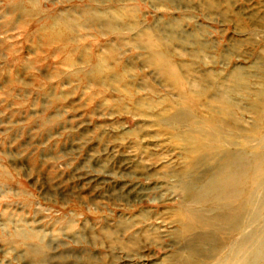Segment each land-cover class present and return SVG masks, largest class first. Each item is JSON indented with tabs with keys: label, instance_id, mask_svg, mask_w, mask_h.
<instances>
[{
	"label": "rangeland",
	"instance_id": "374dc122",
	"mask_svg": "<svg viewBox=\"0 0 264 264\" xmlns=\"http://www.w3.org/2000/svg\"><path fill=\"white\" fill-rule=\"evenodd\" d=\"M226 161L247 173L218 221L201 188ZM252 244L264 0H0V264H222Z\"/></svg>",
	"mask_w": 264,
	"mask_h": 264
},
{
	"label": "bare ground",
	"instance_id": "6f19581e",
	"mask_svg": "<svg viewBox=\"0 0 264 264\" xmlns=\"http://www.w3.org/2000/svg\"><path fill=\"white\" fill-rule=\"evenodd\" d=\"M226 162L224 163V165L222 166L220 165L221 168L219 167L216 175L211 177L209 182L201 188V194L204 195L205 198H207V201H205V198H200L201 199L200 202L201 201L208 202L209 200L214 204H217L218 202L220 204V202H222V204H220L221 206L219 205L220 208L222 207L221 208L222 214H218L216 216L217 217L216 220L218 221L231 220L230 215L233 214L236 210L234 208V201H235L236 192L239 191L237 190V186H240L239 183L240 179H242V177L245 178L246 177L245 175L247 173L245 171L239 174L240 172L238 171L239 173H237V175L239 176L237 177L231 162H227V163ZM207 223L209 224V221H207ZM207 223L205 222V220L202 221L203 226H206L205 224ZM235 225L236 224H234V226ZM262 260H264V244H259L249 249L243 258L239 260H234V257H232L231 260L230 259L224 260L222 264H258Z\"/></svg>",
	"mask_w": 264,
	"mask_h": 264
}]
</instances>
